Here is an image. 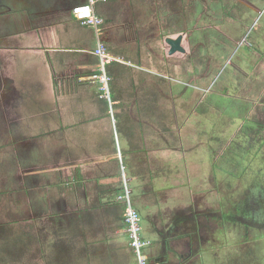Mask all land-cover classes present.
<instances>
[{"label": "rangeland", "instance_id": "1", "mask_svg": "<svg viewBox=\"0 0 264 264\" xmlns=\"http://www.w3.org/2000/svg\"><path fill=\"white\" fill-rule=\"evenodd\" d=\"M25 1L27 5L22 0H0L2 11L10 9L2 16L0 32L6 33L14 24L9 23L11 19L15 18L18 26L27 12H33L37 23L46 17L51 20L50 12L41 11L34 0ZM38 1L62 11L65 19L66 8L80 0ZM97 10L104 20L108 51L143 68L137 70V100L127 101L123 95L112 113L122 115L126 111L138 123L136 140L141 138L142 146L162 148L163 153L154 154L157 158L147 154L148 158L142 160L144 165L151 162L160 172L175 176V182L181 184H168L183 187L187 202H197L195 208L202 202V241L191 225L192 213L184 208L189 237L171 239L170 249L176 250L184 243L180 252L186 256V244L192 242L190 257L196 264L202 263L198 251L202 247L205 264L209 263L207 256L211 264H264V243L257 236L264 229V0H108ZM179 34L185 52L169 55L164 39ZM19 57L17 63L23 68L37 67L32 70L37 73L30 75L41 81L42 66L34 65L32 56L30 62L28 56ZM0 63L6 64L0 68V73L6 71L4 82L0 81V264H75L73 258L79 246L68 242L71 235L68 237L67 232L81 225L79 233L88 238L87 214L77 218L65 211L60 214L56 201L47 202L50 196L44 191L59 182L80 184L82 179L73 171L79 165L66 153L41 147L45 130L55 126L42 124L36 110L25 107L24 101L31 99L38 87L24 86L26 78L19 73L21 70L15 66L7 70V62ZM148 93L154 95L153 99ZM151 100L153 105H149ZM25 130H30L35 137L32 141L37 142L31 153L26 146L16 148L24 144L17 133L24 135ZM116 142L109 143L110 150L118 148L121 154L109 153L102 163L107 165L105 171L110 167L108 174L117 175L110 185L128 186L127 167L132 171L140 168L123 152L128 143ZM86 155V161L95 157ZM56 164L58 168H52ZM96 165L97 175L104 172ZM81 169L87 175L92 166L85 163ZM50 170L58 171L51 176ZM130 185L134 190L132 181ZM5 189H12L11 198H4ZM78 195L73 194L72 199ZM70 197L64 194L66 202ZM87 199L85 190L79 201L83 209ZM153 221L159 227L160 222ZM123 235L124 230L119 237L111 238L110 250L101 246L90 250V263L112 260L113 264H135ZM157 237L161 246L150 249L151 264L168 245ZM173 255L169 253V258L165 254V264L177 262Z\"/></svg>", "mask_w": 264, "mask_h": 264}, {"label": "crops", "instance_id": "2", "mask_svg": "<svg viewBox=\"0 0 264 264\" xmlns=\"http://www.w3.org/2000/svg\"><path fill=\"white\" fill-rule=\"evenodd\" d=\"M81 1L83 0L79 2ZM34 2L41 11L50 12L49 14L52 15L51 20H47L48 17H46L45 21L40 20L37 23L35 16L32 18L33 12L24 14L23 20L18 26L16 24L18 21L15 18L11 19L9 23L14 24L9 27L6 33L0 32V61L7 62V70L14 66L16 70H21L19 73L26 78L23 83L24 86L29 84V87H38L33 91L34 96L31 99L27 97L26 101H24L25 107L26 109H35L42 124L55 126L50 131H48L50 128L45 130L41 147L49 151L50 149H54L57 152L61 151L63 155L66 153L67 156L69 155L76 159L73 162L79 165L73 171L82 179L80 184L78 183L77 185L76 182L69 185L67 183L68 181L65 184L59 182L61 184H55L54 187H46V191L44 192L47 197L50 196L47 202L53 199L56 201V205L60 209V214L64 211L69 212L72 218H77V215L82 213L87 214L86 221L90 229L88 238L86 239L89 242L87 246L89 249L77 243L79 247H82L83 254L86 252L89 255L90 262H92L90 258L91 254H89L90 250L92 251L95 248L98 250L100 246L105 247L106 250H110L112 248L111 238L119 237L123 230L125 233L123 237L126 238L125 228L123 230L121 228V211H116L118 203L115 201V194L113 193L111 198H109L112 191L115 192L119 187L122 190L123 185L119 187L110 185V180L114 179L117 175L108 174L107 171L110 167L105 171L107 165L102 163L104 160H107L106 158L109 153L115 152L121 154L118 148L115 149L113 147L115 149L114 152L110 150L112 147H109V143L112 141L114 143L115 141L128 143V146H123L125 150L123 152L128 158H131V161L137 162L136 164L140 168L138 171H132L131 169L128 170L127 167L126 175H128V186L131 189L133 203L141 214L143 232L148 236L143 234L147 238L150 236L149 239H151L153 245H158V248L161 246L157 235H164L163 238L168 239L165 240L167 243L171 239H179L180 237L188 238L187 230L183 231L181 227L183 222L188 221L187 213H184V208L188 209L189 214L191 212L197 215L200 223L198 230L201 231L203 225L202 202H200V205L198 204V208H195L197 202L195 204L192 202L193 200L187 202L188 195L184 192V188L181 186L176 187L178 185H172L181 184L175 182V176L170 177L168 171L160 172L159 168L152 165L151 162L150 165H144L142 162V160L148 158L146 156L150 153L153 157L157 158L154 154L163 153L162 148H147L146 146H142L139 143L142 139L139 138L136 140L135 127H137L138 123H134L126 111L122 115L115 111V114L112 113V110H115V106L121 103L123 95L128 97L127 101H129V98H135L137 100L138 89H140L138 87L139 73H137V70L143 68L137 64H133L127 58V61H123L122 58L116 56L118 60L109 64L108 72L112 76L110 84L112 88H110L111 90L114 89L117 97L113 102L109 103L106 99L99 96L96 85L88 79V76L91 74L90 71L95 68V56L92 53L93 45L95 46L96 44L94 30L81 25L71 15V7L66 8L65 12L67 16L64 14V19L62 17L63 12L55 7L47 6L48 4L44 5L38 0H34ZM22 3L27 5L25 0H22ZM30 5L31 3L28 4V6ZM9 11L10 9L3 11L0 9V21L4 18L2 16ZM22 11H26V9L23 8ZM96 11H98L97 7ZM103 30L102 25L101 37L105 42L107 38ZM18 56H28V62H30L32 56L34 58V65L37 63L39 66H42L44 74L41 81L37 80L36 76L31 77L30 75V73H37V71H32L34 69L36 70L37 67L23 68V64L19 65L17 63ZM21 57L19 58L22 59ZM25 62L22 60V63ZM1 65L6 64L0 63V68ZM116 66H120V68L118 69ZM129 69L136 73L129 72ZM3 72L6 73V71ZM3 72L0 73V81L4 82L5 76ZM17 90H19L20 95L21 91L19 87H17ZM139 103H141V100ZM112 117L115 118L114 121H112ZM125 121L128 124L127 127L125 126ZM17 134L18 136L16 137L21 138L24 144L19 143L16 148L26 146L31 153L36 147L35 143H37L36 141H32L33 138L35 139L34 135L30 130L28 133L25 130L24 135L21 133ZM16 137L13 136L14 140ZM143 138L146 140L145 138L147 136ZM86 153H91L95 156L91 160L98 162L92 163L91 160L86 161L85 158L88 159ZM157 156L159 155L157 154ZM96 157L99 160H96ZM115 157L117 158L116 155ZM85 163H89L92 166V169L89 170L87 175L81 169ZM156 163L158 164V162ZM96 164L102 166L104 172L97 175ZM120 164L122 165L123 163L121 162ZM52 168H58L57 164ZM61 170L62 172H68L67 169ZM57 171L50 170V175L57 174ZM143 173L145 174V180L141 177ZM131 181L134 190L130 185ZM170 181L172 182L171 185L168 184ZM162 186H166L168 189L165 190V188H161ZM52 189H55V191H51ZM5 190L6 192L3 193L4 198H11L12 189L11 191L10 189ZM79 190L81 191L79 192ZM85 190L86 198L88 199L86 209L85 206L83 209L79 201H81V196H84ZM64 194L71 196L68 202L65 201ZM73 194L79 195L72 199ZM202 197L203 194L201 195V199H203ZM170 198H173L175 201H172ZM116 216L119 217L118 220ZM153 220L160 222L159 227ZM148 223L149 225L146 226ZM173 223H177L176 225L178 227L173 228L172 232H177L179 228L180 236L177 238H174V236L171 238L168 233V229ZM166 224H168L167 227ZM145 227L146 231H144ZM80 229L81 225L76 230L73 226L71 229L72 235L85 238V235L79 233ZM166 233L167 235H165ZM201 237L202 235L199 233V239ZM127 242V251L129 250L131 252L129 247H127ZM181 246L183 245L181 244L178 247L180 248ZM79 247V251L76 252L77 256L81 251ZM170 250L167 253L168 257L169 253H172ZM107 253L110 254V251ZM131 256L133 257L132 252ZM157 256L159 258L157 257L158 259L156 260H160L162 254Z\"/></svg>", "mask_w": 264, "mask_h": 264}, {"label": "built area", "instance_id": "3", "mask_svg": "<svg viewBox=\"0 0 264 264\" xmlns=\"http://www.w3.org/2000/svg\"><path fill=\"white\" fill-rule=\"evenodd\" d=\"M105 1L108 0H83L71 6L70 12L81 25L90 27L95 32L96 44L92 53L97 58L96 70L88 76V79L96 85L99 96L111 103L113 102L110 100V81L112 76L109 74L107 67L110 63L118 60V58L110 54L101 37L104 20L97 13L96 7ZM116 200L126 204L122 218L128 246L134 256L135 264H149L148 249L152 245V241L143 235L141 214L133 203L131 189L126 183H124L123 189L117 193Z\"/></svg>", "mask_w": 264, "mask_h": 264}, {"label": "flooded vegetation", "instance_id": "4", "mask_svg": "<svg viewBox=\"0 0 264 264\" xmlns=\"http://www.w3.org/2000/svg\"><path fill=\"white\" fill-rule=\"evenodd\" d=\"M142 219V218H141ZM191 219H192V223H191V225L193 224V226H194V232L196 233L195 235L196 236H198V238H199V230H198V227H199V221H198V218H197V215L195 214H192L191 215ZM177 223H173V225L168 229V233H170L171 234V238L174 236V238H177V237H179L180 236V232H179V228L177 229V232H172V229L173 228H175L177 225H176ZM260 225H257V227H259ZM264 226V225H263ZM178 227V226H177ZM181 227H182V230L183 231H185V230H187L188 229V227H187V221H185V222H183L182 224H181ZM254 227H255V225H254ZM246 228H248V225L246 226ZM144 233V232H143ZM167 234V233H166ZM192 234V233H191ZM144 235V234H143ZM188 235H189V233H188ZM187 235V236H188ZM145 236V235H144ZM163 236L164 235H161L160 237L161 238H163ZM257 236L260 238V240H263V241H261V242H263L264 243V229H263V231L262 232H259L258 234H257ZM146 237V236H145ZM189 237V236H188ZM180 238H183V237H180ZM224 238V237H223ZM164 239V238H163ZM165 240H168V239H165ZM190 241V240H189ZM202 241V237H201V239H199V242H201ZM191 242V241H190ZM168 245H169V242H168ZM168 245H164L163 246V255H162V257H161V259L160 260H156L153 264H165L166 263V261H167V258L165 257V254H167L168 252H169V250H170V247L168 246ZM183 245V244H182ZM192 245H193V243L191 242V244L190 243H187L186 244V247H187V253H186V256H183V254H185V252L184 253H181L180 252V248L179 247H177V249L176 250H174V249H171L170 251H172V253L174 252V258L176 259V261L177 262H174V263H172V264H196L194 261H192V258L190 257L191 256V252H192V250H193V247H192ZM200 246V245H199ZM153 247V242H152V245L149 247V249H148V263L149 264H151V262H150V260H151V256H150V249ZM199 251V254L201 255V258H202V263L199 261V263L200 264H205L204 262H203V255H204V253L205 252H203V247L201 248V249H199L198 250ZM206 256V255H205ZM149 257H150V260H149ZM156 257H158V256H156ZM184 257V259H182ZM188 259H191V260H189L188 262H186L185 263V261H187ZM194 260V259H193ZM207 260L209 261V263L208 264H211V260L210 259H208V256H207ZM196 261V260H195Z\"/></svg>", "mask_w": 264, "mask_h": 264}, {"label": "trees", "instance_id": "5", "mask_svg": "<svg viewBox=\"0 0 264 264\" xmlns=\"http://www.w3.org/2000/svg\"><path fill=\"white\" fill-rule=\"evenodd\" d=\"M225 15H229L227 12H225ZM105 44H106V41H105ZM106 46H107V44H106ZM95 61H97V58L95 57ZM96 64V63H95ZM109 66V65H108ZM107 69H108V67H107ZM96 70V68H94V69H92L91 71H90V73H92V72H94ZM110 74V73H109ZM111 75V74H110ZM112 81V80H111ZM111 81H110V84H111ZM111 87V86H110ZM112 88V87H111ZM111 88H110V100L111 101H114L115 99H116V95H115V93H114V89H112L111 90ZM155 93H157V92H155ZM148 96H149V98L150 99H153V97H154V95L152 94L151 96H150V93H148ZM148 100V99H147ZM144 101H146V100H144ZM152 101V100H151ZM106 102V101H105ZM153 105L154 103H153V101H152V103H150L149 105ZM149 105H147V107H149ZM145 108H146V106H144ZM126 117H127V115H126ZM125 123V126L127 127L128 126V124H127V122L125 121L124 122ZM121 186V185H120ZM120 189H121V187H119V188H117L116 190H115V192L113 191L112 192V194L114 193L115 195H117V193H119L120 192ZM115 198H116V196H115ZM115 201L118 203V205H117V207H116V211H122V213H123V210H124V208H125V206H126V204L125 203H123V202H121V201H118V200H116L115 199ZM116 215H117V213H116ZM118 218L119 217H117L116 216V219L118 220ZM121 220H122V224H123V226H124V223H123V218H122V215H121ZM125 228V227H124ZM75 233H76V231H75ZM71 235V240H69L68 242L70 243V244H72V242H77V243H79L82 247H85V248H88L87 246L89 245V242H88V240L86 239V238H84V237H82V236H78L77 237V235L76 236H72V233L71 232H68V237ZM126 238H127V236H126ZM21 241V239H17L16 241L18 242V241ZM82 247H80V249L82 250ZM127 247H129L128 245H127ZM130 249V248H129ZM110 254H111V252H110ZM74 259V261H75V264H90V259H89V255L85 252L84 254H83V252L82 251H80V253L78 254V256L77 255H75V257L73 258ZM74 264V263H73ZM106 264H113L110 260H107V262H106Z\"/></svg>", "mask_w": 264, "mask_h": 264}, {"label": "water", "instance_id": "6", "mask_svg": "<svg viewBox=\"0 0 264 264\" xmlns=\"http://www.w3.org/2000/svg\"><path fill=\"white\" fill-rule=\"evenodd\" d=\"M182 39L183 36L181 34L176 35L175 37L167 36L165 37V42L169 45L167 53L169 55L175 53V52H185V48L182 45Z\"/></svg>", "mask_w": 264, "mask_h": 264}]
</instances>
